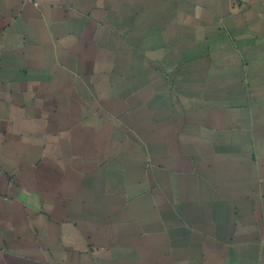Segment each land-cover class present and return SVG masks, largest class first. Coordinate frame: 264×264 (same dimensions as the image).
Here are the masks:
<instances>
[{
  "label": "crops",
  "instance_id": "crops-1",
  "mask_svg": "<svg viewBox=\"0 0 264 264\" xmlns=\"http://www.w3.org/2000/svg\"><path fill=\"white\" fill-rule=\"evenodd\" d=\"M0 264H264V0H0Z\"/></svg>",
  "mask_w": 264,
  "mask_h": 264
}]
</instances>
